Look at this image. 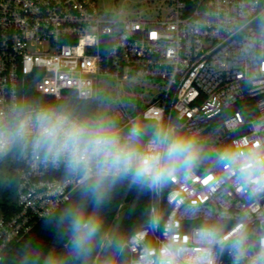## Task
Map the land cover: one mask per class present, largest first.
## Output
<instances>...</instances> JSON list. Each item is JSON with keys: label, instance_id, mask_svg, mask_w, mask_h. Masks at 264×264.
Listing matches in <instances>:
<instances>
[{"label": "built area", "instance_id": "1", "mask_svg": "<svg viewBox=\"0 0 264 264\" xmlns=\"http://www.w3.org/2000/svg\"><path fill=\"white\" fill-rule=\"evenodd\" d=\"M164 1L161 16L138 12L118 20L104 16L99 0H0V108L22 97L100 104L106 96L124 128L176 123L201 134L208 129L204 136L214 151L264 152V0ZM127 79L160 86L134 117L120 91ZM0 163L6 179L11 170L17 177L12 201L0 203L1 263L85 178L16 147ZM248 167L210 164L150 190V220L125 241L130 264H139L146 246L158 250L169 237L189 244L203 220L185 214L190 205L229 213L230 225L247 213L253 229L264 227V193L253 196L258 178L245 175ZM221 264H231L227 253Z\"/></svg>", "mask_w": 264, "mask_h": 264}, {"label": "clouds", "instance_id": "2", "mask_svg": "<svg viewBox=\"0 0 264 264\" xmlns=\"http://www.w3.org/2000/svg\"><path fill=\"white\" fill-rule=\"evenodd\" d=\"M110 109L104 101L90 107L71 100L23 97L0 108V158L16 147L30 151L41 163L62 165L66 173L85 178L81 200L64 208L56 220L57 229L67 237L64 250L50 252L44 264H89L101 245L112 250L104 264H116V256L128 245L120 238H103L99 210L112 189L124 182L156 190L173 177L190 178L205 163H247L245 175L258 178L253 196L264 193V152L241 156L214 151L204 135L176 123L136 122L124 128ZM185 214L203 216L190 243L169 237L158 250L146 246L139 264H221L225 253L231 264H264V227L253 229L249 214H241L231 225V215L214 207L190 205ZM152 226H157L155 219Z\"/></svg>", "mask_w": 264, "mask_h": 264}, {"label": "trees", "instance_id": "3", "mask_svg": "<svg viewBox=\"0 0 264 264\" xmlns=\"http://www.w3.org/2000/svg\"><path fill=\"white\" fill-rule=\"evenodd\" d=\"M71 101L90 107L98 105L95 100L72 98ZM4 168L5 164L0 163V203L2 200L5 205H8L13 199L17 177L11 170L6 179ZM207 170H210V164L207 163L195 169L199 172ZM129 189L130 182L118 184L112 189L105 204L99 210L103 221L102 236L105 240L120 238L126 241L132 233L144 227L150 220L151 191L138 187L132 198L128 199ZM81 190L53 215L39 221L33 230L9 251L0 264H44L50 252H63L67 237L57 229L56 220L64 208L81 200ZM88 209L91 211V204L88 205ZM103 250V245L97 248L90 257L89 264H104L112 250L105 249L104 253ZM116 264H130L128 249L123 255L116 256Z\"/></svg>", "mask_w": 264, "mask_h": 264}, {"label": "rangeland", "instance_id": "4", "mask_svg": "<svg viewBox=\"0 0 264 264\" xmlns=\"http://www.w3.org/2000/svg\"><path fill=\"white\" fill-rule=\"evenodd\" d=\"M99 2L101 7H103L104 16L106 18L118 20L135 17L138 12H141L143 16L147 18H154L164 14L165 9L168 7L164 0H99ZM160 7L162 8L161 10L159 9ZM108 84H112V81H109ZM107 88L106 86L102 89L106 90ZM120 91L123 94V100L128 113L134 117L138 107L150 101L160 91V86L150 85L147 81L127 79L121 81ZM106 99L107 97L105 96L103 101ZM217 123H214V126ZM208 132L209 130L207 129L204 130L202 134L204 135ZM137 189L138 186L134 184L130 186L128 199L132 198ZM105 249L104 247L103 253Z\"/></svg>", "mask_w": 264, "mask_h": 264}]
</instances>
